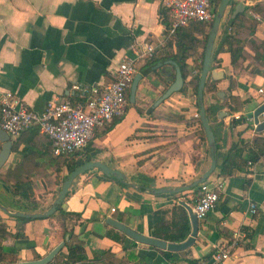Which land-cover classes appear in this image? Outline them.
<instances>
[{"label":"crops","instance_id":"obj_1","mask_svg":"<svg viewBox=\"0 0 264 264\" xmlns=\"http://www.w3.org/2000/svg\"><path fill=\"white\" fill-rule=\"evenodd\" d=\"M233 1L228 16H233L237 0ZM241 1L243 8L238 11L259 0ZM246 14L256 23L252 31L243 29L240 33L244 39L242 56L231 64L228 46L222 44L216 54L219 65L212 67L222 74L213 79L207 73L205 80H214L216 88L202 94L204 105L212 109L206 114L217 143L215 167L206 179L219 183L218 199L205 217L197 219L192 244L169 250L168 257L164 248L137 242L105 222L106 217H112L153 236L152 212L162 208L164 220H170L172 210L180 204L188 230L178 241L190 231L183 203L191 207L192 187L153 191L186 184L209 164L206 138L199 134L195 98L189 90L178 89L154 104L174 77L171 58L177 52L175 38L161 21L164 19L168 25L167 9L161 0H0V89L12 91L29 108L40 111L49 99L79 97L82 88L102 87L123 58H135L136 72L141 74L134 100L126 102L121 115L96 128L75 157L76 163L103 162L138 186L118 183L92 168L72 179L60 208L50 215L21 221L0 210V221L8 232L1 244L14 258L0 264H17L44 255L67 238L66 230L70 228L81 239L84 255L73 264H105L101 250L124 259V264H185L208 258L216 245L227 241L235 231L241 233L237 243L218 264H264V156L230 173H218L216 168L232 142L240 140L246 145L264 135V128L256 130L248 120L262 100L256 89L264 85V20L250 9ZM228 16L224 19L223 14L220 19L213 47L218 45L221 30L233 31L226 25ZM192 34L199 38L197 32ZM144 41L151 42L154 51L148 57H137ZM200 50V44H196L185 58V69L190 73H194L193 60H198ZM150 60L153 63L147 65V72L141 73L139 67ZM157 61L162 62L150 67ZM153 68L158 69L159 78L152 74ZM219 90L222 96L217 95ZM228 95L237 98L235 109L228 108L227 103L233 105ZM9 139L10 150L0 173L10 169L6 183L14 179L31 181L33 195L25 204L32 202L35 209L24 208V201L15 200L18 197L1 182L0 203L11 210L47 209L67 173L65 164L51 159L49 139L35 125ZM241 155L246 158L249 151L243 148ZM56 166L59 182L55 181ZM249 200L256 204L252 214L248 212ZM16 228L22 229L23 237L11 236ZM116 231L117 240L110 237ZM66 251L63 242L55 255L63 258Z\"/></svg>","mask_w":264,"mask_h":264},{"label":"built area","instance_id":"obj_2","mask_svg":"<svg viewBox=\"0 0 264 264\" xmlns=\"http://www.w3.org/2000/svg\"><path fill=\"white\" fill-rule=\"evenodd\" d=\"M161 2L167 9L169 17L168 34L192 21L211 20L214 13L210 0H161ZM250 3L251 1L248 2ZM255 16L257 18V15ZM153 51L152 43L144 41L137 57H148ZM135 72V58H123L117 62L112 78L102 87L81 89L79 97L84 96L83 102L72 101L67 97H55L47 100L40 111L23 104L12 91L0 89V128L9 136H16L23 129L35 125L39 132L48 137L53 155L74 153L84 147L96 128L113 116L122 114L126 104L125 91ZM256 90L264 100V85L258 86ZM259 115H264V112ZM248 120L252 121L255 127L252 116L248 117ZM247 163L250 164V161L247 160ZM197 187L199 196L191 210L197 219H201L217 201L219 183L205 179L199 182ZM247 206L250 214L256 211V204L252 200L247 202ZM240 235L239 231L233 232L227 241L216 245L208 258L185 264H218L228 257L230 248L237 243Z\"/></svg>","mask_w":264,"mask_h":264},{"label":"trees","instance_id":"obj_3","mask_svg":"<svg viewBox=\"0 0 264 264\" xmlns=\"http://www.w3.org/2000/svg\"><path fill=\"white\" fill-rule=\"evenodd\" d=\"M219 0H210L212 10L215 11V7ZM234 1L232 0V2ZM250 9L257 13L259 18L264 20V0L256 1L250 5H247L244 7L243 10H240L236 12L233 16H228L226 20V25L233 28V31L227 32L225 30H221L218 36V45L212 48L211 54H210V66L209 68L218 66V58L216 57L217 52L220 50V46L224 43L228 46V52H229V62L231 64H234L239 57L242 56L243 52V43L244 39L240 37L241 31L247 30L252 31L253 27L255 26L256 19L251 17L250 15L246 14V10ZM212 20V19H211ZM211 20L208 21H192L188 23L185 26L179 27L174 30L173 33L169 34L170 36H174L175 38V45L177 52L172 55L171 61L172 65H177L179 67L180 73L182 78L185 76H188L186 81L182 82L180 90H189V92L194 96L195 98V105L198 107L197 99H196V87H197V80H198V73L201 68V61H202V54L203 49L205 45V40L208 35V31L211 25ZM161 21L164 23V25L167 27V22H165L164 19H161ZM197 26H203L206 27L205 30L198 29ZM198 31L199 38L192 34V31ZM201 45V50L198 55V60H193L192 69L194 70V73H190V71L186 70V62L185 58L187 55L190 54L189 49H193L196 44ZM153 63V60H150L143 65L139 67V71L141 73L147 72V65ZM152 72L159 74L157 68H153L151 70ZM228 87H230L228 85ZM216 88L214 80H205L204 82V88L203 93H206L208 91L214 90ZM128 89L126 88L125 96H126V102L128 100ZM70 100L75 101L79 100L80 102H83L84 96H76L71 95L67 96ZM228 99L230 102L233 103V105L228 104L229 109H235L238 100L234 95H228ZM228 102V101H227ZM206 113L211 112L212 109L210 107L205 106ZM198 119V116H196ZM241 118V117H240ZM243 118V117H242ZM239 119V118H238ZM199 122V119H198ZM233 122V120H232ZM200 123V122H199ZM200 136L205 140V135L203 133L202 128L199 129ZM216 147H217V143ZM244 145L242 141L237 140L235 142H232L227 150L225 151L222 160L217 164L216 168L218 173H230L233 170L239 169L242 167V165L247 163V160L249 161H255L260 156H264V135L256 136L254 137L249 144L245 143ZM245 146V147H244ZM243 148L245 150L249 151V155L246 158L242 157V151ZM52 154V153H51ZM76 152L72 154H60V155H53L51 158L54 161H59L63 164H65L66 171H69L74 165L78 164L75 161ZM50 159V160H51ZM10 169L5 170L3 173H0V182L4 183L10 193L13 196L18 197V202H23L24 208L28 209H35V206L30 201L33 190H32V183L29 179H14L12 183H6L8 178L11 176ZM56 177L55 181L59 182L57 178V174L59 173V167H55ZM103 175V174H102ZM105 176V175H103ZM108 177V176H105ZM114 180H116L118 183H121L117 179H115L113 176H111ZM122 184V183H121ZM191 197L190 202L191 206L196 201V199L199 196V190L198 187H192L190 191ZM28 200L25 204V201ZM60 205L58 204L55 209H59ZM164 212L165 210L162 208H158L152 212V235L163 239L165 241H178L181 238L184 237L188 230V224L186 221V215L183 210V207L178 204V206L172 210L173 216L170 220H164ZM17 220L25 221L30 219L29 217H19V216H11ZM67 232V238L64 240V245L66 246V255L63 258H60L58 255H55L51 261L47 262L46 264H73V262L76 259H84L83 255V247H82V241L78 237L77 234H74L70 229L66 230ZM106 234H108L106 232ZM8 235V232L4 229V223L0 221V261L7 262V261H14V258L11 256H8L6 252L3 250L2 244H1V238ZM109 235V234H108ZM247 235H250L247 233ZM12 237H23L24 233L22 232V229L16 228L14 232L11 233ZM110 237L113 239H118L119 234L116 232H113L110 234ZM169 250L164 249L163 253L166 256H170ZM101 254L104 255L105 264H124V259L117 258L113 254L109 253V251L101 250ZM192 262V261H191ZM92 264V263H87Z\"/></svg>","mask_w":264,"mask_h":264},{"label":"water","instance_id":"obj_4","mask_svg":"<svg viewBox=\"0 0 264 264\" xmlns=\"http://www.w3.org/2000/svg\"><path fill=\"white\" fill-rule=\"evenodd\" d=\"M230 1L231 0H219V2L217 3L215 7V11L213 13L208 35L205 40V45H204L203 54H202L201 68L198 73V80H197V87H196V99H197V104H198L197 116H198L201 128L206 138L208 156H209V164L207 168L198 177L191 180L190 182L174 187V188H165V187L155 188L153 189L154 192H163V191L174 192V191H181V190L189 189L190 187H194L199 182L205 180L215 167L216 145L214 141L213 131L210 127L208 117L205 111V105L202 99V92H203L204 82H205L207 73H209L211 75V78L213 79H217L222 74V72L218 69L209 68L210 54L213 48V42H214V39L217 33L220 19L223 16L225 12V8ZM242 8H243V2L241 0H237L232 9L231 14L234 15L236 11ZM161 62L162 61H157L154 64H152L150 67H155L159 65ZM140 77H141V74L139 72H135L129 83L128 100L130 102L134 100V91H135L137 82L140 79ZM181 85H182V76H181L179 67L177 65H174L173 80L164 88L161 94L155 99L154 104L161 101L163 98L168 96L171 92L178 90L181 87ZM216 93L218 96H220L222 94V91L219 90ZM218 112L224 113V111L222 110H219ZM262 112H264V100L258 103V105L253 109L252 114H251L252 120L255 123L256 130H261L264 128V118L258 120V115ZM0 141H1V145H0V166H1L6 160L9 150H10L9 135L1 128H0ZM92 168H97L104 175L113 176L115 179H117L121 183H124L128 186H131V187L138 186L132 181L126 180L125 175L118 169L109 167L108 165L100 161L85 160V161H82L74 165L69 171H67V173L65 174V176L63 177L60 183L57 194L55 195L54 199L52 200L50 206L47 209L43 211L11 210L7 208L5 205H3L2 203H0V210H2L7 215L19 216V217L36 218V217H45L47 215H50L55 210L56 206L60 204L72 179L76 175L82 173L83 171L87 169H92ZM183 205L185 206L187 213H188V218L190 222V231L188 235L181 241H165L163 239H160V238H157L151 235L140 233L136 231L135 229L127 226L126 224L112 217H106L105 222L115 227L119 231L125 233L126 235H128L129 237H131L137 242L149 244L155 247H160V248H164V249L172 250V251L181 250L192 244L194 240V236L196 235V231H197V218L195 217L189 205L185 203H183ZM63 242H64L63 240H60L53 247H51L44 255L38 258L21 260V261H18L17 264H45L53 258L56 252L63 245Z\"/></svg>","mask_w":264,"mask_h":264},{"label":"rangeland","instance_id":"obj_5","mask_svg":"<svg viewBox=\"0 0 264 264\" xmlns=\"http://www.w3.org/2000/svg\"><path fill=\"white\" fill-rule=\"evenodd\" d=\"M232 5V3H230L229 4V7L227 8V9H225V12H224V19H226V17L228 16V13H229V8H230V6ZM198 27V29H202L203 28V30H205L206 29V27L204 28L203 26H197ZM194 32H198V31H194ZM200 44V43H199ZM201 46V45H200ZM152 74L156 77V78H159L160 76H159V74H156V73H154V72H152Z\"/></svg>","mask_w":264,"mask_h":264}]
</instances>
